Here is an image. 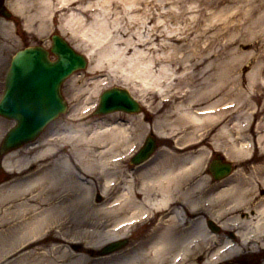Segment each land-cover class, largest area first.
Returning a JSON list of instances; mask_svg holds the SVG:
<instances>
[{
  "label": "bare ground",
  "instance_id": "bare-ground-1",
  "mask_svg": "<svg viewBox=\"0 0 264 264\" xmlns=\"http://www.w3.org/2000/svg\"><path fill=\"white\" fill-rule=\"evenodd\" d=\"M2 5L17 20L0 18V65L18 27L43 37L57 30L89 62L70 81L82 99L73 117L27 145L39 149L32 158L21 157L22 148L2 156V167L22 176L0 191V225L6 226L0 264H247L245 257L264 253V0ZM110 83L128 85L155 125L180 129L187 144L171 148L165 163L136 172L122 166L126 149L148 132V120L91 115L98 90ZM146 142L155 144L151 137ZM214 152L240 166L251 161L257 179L219 182L209 192L205 165ZM176 200L181 208L157 218L144 246L92 258L94 249L126 237L127 222ZM206 207L208 216L194 220L183 213ZM207 218L218 232L209 230Z\"/></svg>",
  "mask_w": 264,
  "mask_h": 264
},
{
  "label": "water",
  "instance_id": "water-1",
  "mask_svg": "<svg viewBox=\"0 0 264 264\" xmlns=\"http://www.w3.org/2000/svg\"><path fill=\"white\" fill-rule=\"evenodd\" d=\"M3 14L9 16L4 11ZM50 51L56 56L54 61L50 60L49 52L40 46L19 50L10 61L0 100V116L14 120L15 126L6 133L0 153L34 140L49 122L66 110L60 94L61 84L74 71L83 69L86 60L58 35L51 37ZM138 109V104L127 91L112 88L100 95L95 113ZM145 152H141L136 159ZM210 170L213 177L219 179L229 174L231 166L228 163H212ZM126 243V240L111 242L101 250V254L117 251Z\"/></svg>",
  "mask_w": 264,
  "mask_h": 264
},
{
  "label": "rangeland",
  "instance_id": "rangeland-1",
  "mask_svg": "<svg viewBox=\"0 0 264 264\" xmlns=\"http://www.w3.org/2000/svg\"><path fill=\"white\" fill-rule=\"evenodd\" d=\"M0 3H3V0H0ZM0 18L5 19L6 21H10V22L12 20L13 21L17 20L15 15H11L10 18H4L3 16L0 15ZM57 25L58 24L56 23V25L54 27V30L57 29ZM23 31L24 30H23L22 27H18L17 28V33H15L13 41L9 42L10 46L8 44V48L6 50V54H5L4 60L2 61L1 65H0L1 66L0 67V97H1V94L3 92L4 77H5V74H6L7 70H8V67H9V64H10V59L12 58L13 54L16 51H18L20 49H23V48H25L27 46L40 45V46H43L46 49H49L50 48V37H51V35L54 34V33L59 34V32L56 30V31L52 32L49 37H43L41 35H37V34H34V33H28V32H24L23 33ZM63 38H65L70 45H72V46L74 45V43L72 41H69L66 37H63ZM246 49L251 50V46H247ZM77 52H79L82 55H85L83 53V51H80L79 49L77 50ZM87 66H88V64H87ZM83 70H80V71H77V72L73 73L70 77H68V79H66L62 83V85H61V94H62V96L64 97L65 101L68 104V109H67L65 114H63L57 120H55L54 122L49 124L35 142H37L40 139H42L43 137L47 136L50 132H52V131L55 132V131L59 130L62 126H64L66 124V122L69 119H71L73 117L72 115L79 109V103L81 102L82 99L79 98V96L77 95V93H78L77 87L78 86L72 87L71 84H70V81H71L73 76L74 77L75 76H79L80 73ZM244 71H247V70H244ZM113 87H124L127 90H130L128 85H112L111 83L108 84V85H102L100 87V89L98 90V94H96V96L94 95L95 96V101H94V107L91 110V112H92L91 115H93V116H95L97 118H100L102 116L105 117L107 115V114H105V115H94L93 112H94V110L97 107L99 94L102 91H104L106 89L113 88ZM262 101H263L262 99L258 98V99H255L254 103L256 104V106L258 108H260L261 104H262ZM142 109H143L144 118L148 119V122L145 121L147 123V126H145V130H147L148 132L151 131V132H153L155 134H156V131L157 132L158 131H164L166 134H169V132L172 133V137L171 138H163V137H159V136L156 135L161 143H166V142H169V141L173 140L172 144H174L176 146H178V143H179L180 147L187 144V143L184 142V136L180 132V129L176 128L174 130H171L170 128H168L169 126H164V125L162 126V123H157L158 125H155L154 121L156 119L154 120V116L152 117V115H154V114L153 113H148L144 108H142ZM161 109L165 110V109H167V106H162ZM13 125H14V123L12 121L0 117V126H1V128H0V143L3 140L5 132L9 128H11ZM148 132L145 133L144 132V127H143V130L141 129L140 135H143L145 133L144 134V136H145ZM140 140H141L140 142L137 141L136 143L140 144L142 142L143 138L140 139ZM33 143H29L28 145H31ZM207 143H208V141H207ZM26 146L27 145L22 147L21 153L24 154V155H20L21 157L25 156V157H28V158H32L33 156H35V153L39 150V149H36V150H33V151H30V150L28 151ZM206 146L207 147L211 146L213 148L212 145H206ZM169 149H170V147H169ZM208 150H209V148H208ZM158 154L162 155V156L169 155L170 158H171V155H170L169 151L167 149H164V148L161 149V151H159ZM220 155H222V154L220 153ZM123 156H124L123 157L124 158L123 159L124 164L122 166H127V164H128V159L127 158L129 157V150L128 149H126V151L124 152ZM213 156H214V153H213ZM210 158H208L207 163L210 160ZM40 163L41 162H38L37 165H40ZM169 163H170V161H169ZM207 163H206V165H207ZM245 163L246 164H241V166H240V165H236L234 162H232L233 166L235 165V170H234L233 174L226 179V181H228V180H230V181L231 180H241V179L242 180H250L253 175L255 176V172H254V169H253V166H252L253 164L251 163V161H247ZM21 176H22L21 173L20 174H18L17 172L8 173L3 167H0V191L1 190L7 191L9 186L11 185L10 182L20 178ZM209 177H211V176H209ZM256 179H257L256 176H255V178L253 177L254 181ZM99 194H101V193H99ZM99 194H96L93 197V200L95 202H97V203L101 202L102 199H103V197L101 195H99ZM137 199L141 200L139 197ZM7 205H8V201L5 203V206H7ZM154 212L155 211H152V212L150 211L148 216L147 215H145V216L142 215L141 219L133 220L131 222H127L126 235L125 236L128 237V239H130V243H129L128 246H126V248L120 250L119 252L109 254L110 256H108V254L107 255H101L100 254L101 253V249L107 244V243H105L101 247L93 250L92 258H95L96 260H99V259H102V258L103 259H107L108 257H111L113 255H118V254L122 255V254H126V253L128 254L130 251H133V250L135 251L136 249H138V247L144 246L146 244L145 240L147 238H151L152 229L154 228L155 223L157 222V218L159 217L158 214H155ZM203 212H204V215L207 216L211 211H210L209 207H206V209H204ZM3 228H6V226L0 225V231ZM1 232H4V231H1ZM141 237H142L141 242H136V240L140 239ZM45 249L48 250V247H45ZM261 259H264V253L245 257V260H246L247 264H252V263H254L255 260L261 261ZM3 264H8V259L6 261H4Z\"/></svg>",
  "mask_w": 264,
  "mask_h": 264
},
{
  "label": "flooded vegetation",
  "instance_id": "flooded-vegetation-1",
  "mask_svg": "<svg viewBox=\"0 0 264 264\" xmlns=\"http://www.w3.org/2000/svg\"><path fill=\"white\" fill-rule=\"evenodd\" d=\"M148 136H149V137H152V138L155 140V149H154V152L151 154L150 158H149L145 163H143V164H138V165H133V164L131 163V155H132V154H131L130 157H129V165H131V167L133 168V172H136V171L140 170L141 168L146 167L147 164H149V166H150V165H153V164H155V163H157V162H159V161H160L159 164H161V163H165L166 160H167V161L169 160V158L167 157V155H164V156L159 155L160 153L158 154V152L161 151V149H163V148H164V149H167L168 151H171V148H173V146H174V148H175V147L178 148L176 145L172 144L173 140H172V141H169V142H166V143H161V142L159 141L158 137L155 136V134L150 133ZM140 145H141V146H140ZM140 145L135 149V151H134L133 153L137 152V151L142 147V143H141ZM169 147H170V149H169ZM178 149H181V148L179 147ZM175 154H178V153H175ZM163 161H164V162H163ZM141 170H143V169H141ZM206 171L209 172L208 169H207ZM193 178H194V177H193ZM196 179H197V178L192 179L191 182L194 183V181H195ZM212 181L215 182L214 180H212ZM203 191H204L203 188H201L200 192L203 193ZM137 197L141 198V195H140V194H137ZM172 207H180V208H181L180 202L176 200V201L174 202V204H173L171 207H167V208H165V209H164L165 211H163V210H156L155 212H156V213H159L160 215H162V214H167L168 211H169V209L172 208ZM203 211H204V210H201V209H200L198 212H195V213H197V214H195V213H193V214H189L187 211L184 210L183 213H184V215H185L186 217H189V216H190L189 218H190L191 220H194V219L196 218V216H197V217H205ZM140 240H141V239H140Z\"/></svg>",
  "mask_w": 264,
  "mask_h": 264
}]
</instances>
